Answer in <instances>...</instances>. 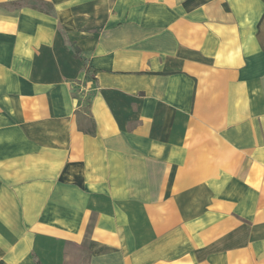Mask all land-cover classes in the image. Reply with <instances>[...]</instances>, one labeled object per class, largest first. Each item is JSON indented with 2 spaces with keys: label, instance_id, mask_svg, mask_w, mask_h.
<instances>
[{
  "label": "crops",
  "instance_id": "0c3cea01",
  "mask_svg": "<svg viewBox=\"0 0 264 264\" xmlns=\"http://www.w3.org/2000/svg\"><path fill=\"white\" fill-rule=\"evenodd\" d=\"M185 1L0 0V264H264V0Z\"/></svg>",
  "mask_w": 264,
  "mask_h": 264
},
{
  "label": "trees",
  "instance_id": "16d2710c",
  "mask_svg": "<svg viewBox=\"0 0 264 264\" xmlns=\"http://www.w3.org/2000/svg\"><path fill=\"white\" fill-rule=\"evenodd\" d=\"M209 1H211V0H187V1L184 2V7H185L186 10L190 11V10H193L194 8H196V7L200 6V5H203V4H205V3L209 2ZM25 6H28L26 1L17 2V3H14L12 5L13 9H16V10L20 9V8H23ZM32 8H35V7H32ZM70 48H72L75 58L80 59L81 58L80 49L75 44H70ZM84 63L86 65L87 74L89 75V73L91 72V69L87 66V62L86 61H84Z\"/></svg>",
  "mask_w": 264,
  "mask_h": 264
}]
</instances>
